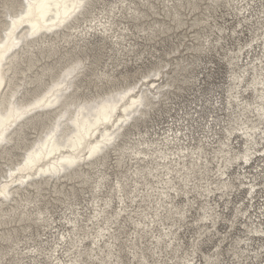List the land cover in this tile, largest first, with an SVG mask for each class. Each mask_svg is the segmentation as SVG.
Wrapping results in <instances>:
<instances>
[{"label":"bare ground","instance_id":"1","mask_svg":"<svg viewBox=\"0 0 264 264\" xmlns=\"http://www.w3.org/2000/svg\"><path fill=\"white\" fill-rule=\"evenodd\" d=\"M98 1L9 0L11 7L0 9V264H23L26 256L37 264L36 257L44 252L35 246L21 249L16 226L3 228L28 222V229L36 221L58 232L47 255L49 264H91L81 258L84 253L101 264H122V214L129 219V264H185L188 258L191 264L212 259L239 264L237 248L244 264H264V195L254 183L264 165V132L258 131L264 111L262 0H248L256 5L251 15L235 7L240 0H157L161 7L153 0H117L110 9L93 13ZM149 11L159 19L151 18L145 26ZM126 15L133 23L120 28L119 19L126 20ZM229 20L237 25L229 26ZM203 26L215 27L219 34H201ZM184 28L192 29L194 41L185 49L209 52L218 44L226 51V106L219 98L212 102L225 116L212 115L199 130L178 119L159 131H138L135 136L132 130L158 102L169 98L168 90L185 82L179 72L189 63L159 57L116 87L118 75L121 80L128 76L116 74L127 62L122 56L138 46L135 38H141L140 33L152 39ZM230 32L248 36L239 38L236 48H225ZM96 35L101 37L99 48L109 40L119 54L99 69L100 55L90 58L86 53L87 40ZM83 77L96 81L93 94H84L89 87ZM104 82L112 88L100 92ZM27 129L36 135L28 138ZM111 153L118 168L112 192L99 196L107 176L101 170L93 181V211L67 208L63 220L68 226L60 231L40 206L41 191L62 193V184L72 180L86 184L90 170L109 168ZM245 154L247 164L236 159ZM115 199L118 209L112 210ZM220 225H226L224 230ZM234 229L237 234L232 236ZM216 236V244L203 250L202 245ZM89 238L91 247L84 244Z\"/></svg>","mask_w":264,"mask_h":264},{"label":"rangeland","instance_id":"2","mask_svg":"<svg viewBox=\"0 0 264 264\" xmlns=\"http://www.w3.org/2000/svg\"><path fill=\"white\" fill-rule=\"evenodd\" d=\"M117 0H100L97 3H95L94 9H96L93 13H97L100 9L105 8L106 10L110 9L111 5H113ZM139 1V0H136ZM154 4L159 7H161L160 3L157 2V0H153ZM158 3V4H157ZM124 13L127 11L124 10ZM151 11H149L150 13ZM127 17V23L125 19L120 18L119 20L122 22L119 27L121 28L123 25L126 24H132L133 22L130 20L128 15ZM190 15L188 16V18ZM151 18H158L157 15H153L150 13V16L143 22V25L146 26L147 23L151 24L152 20ZM217 23H221L220 19ZM142 21V20H141ZM231 21V22H230ZM234 20H229L228 25H237ZM127 25V26H128ZM196 28V27H195ZM132 30L138 34L137 29L135 30L132 28ZM190 28H184L182 29H175L166 31L165 33L159 34L155 36L152 39H144V34L140 33L139 35H142L141 38H135V41L138 43V46H135L134 51L129 55L126 54V56H122L121 61L124 62L126 60L127 62L120 66V68H117V72H123L127 73V79L121 80L122 77L120 75L117 76V80L115 82V86H121L124 85L129 80L134 79L133 76L135 75L134 72L136 69L144 70L146 67H149L151 63H154L156 59L159 57L166 58L170 62H175V60H172V58L178 57V58H184L186 59L185 62H182L183 64H186L187 62L189 65H187L186 69L183 71H180L179 78L186 79L185 82H177V87H172L170 90H168L167 96L168 99L161 100L156 104V106L153 107L148 117L144 119L143 122H140L138 124V127H135L132 131L135 133V136H137L138 131H145L148 130V132L151 134L154 131H159L162 127H165L168 123L175 122L176 120L180 119L179 122H182L181 119L186 120V122L193 123L194 128L199 130L200 127L203 125V123L206 120L211 119L212 115H216L218 117H224V110H218L213 105L212 102L215 98H219V100L222 102L223 105L226 106V95H227V86L229 84V66L226 63V58H224V53H226L225 49L221 48L217 44L214 48H211L209 52H199L195 53L192 50L185 49L184 46H189L192 42L190 40L191 38V31ZM148 30L145 32L147 33ZM199 32L201 34L211 33V37H216L219 33L218 30L214 27L211 30H209L208 26H203L199 29ZM183 34L187 35L186 37H183ZM226 35V33H225ZM248 36V35H247ZM247 36H237L233 35L231 32L229 35L226 36V41L224 42L225 48H236L238 39L240 38L242 41ZM101 37L96 35L95 37L90 38L88 42V49L86 51L87 55L92 58L93 56L100 55V60L98 61V69L104 66V64H109L110 62H113V57L118 58L119 54H116L114 51L116 47L109 41L106 40L103 47L99 48V43H101ZM202 40V39H201ZM240 40V41H241ZM180 42H182V46H180ZM87 44V42H84ZM107 43V44H106ZM106 45V46H105ZM71 45L66 46V49ZM175 46H178V52H175L174 54H171L170 56H164V54L170 50H172ZM125 52V51H124ZM142 54V56H140ZM111 55V56H110ZM128 55V56H127ZM229 55V54H227ZM110 56V58H108ZM130 56V57H129ZM225 59V60H224ZM51 59H45L44 61L50 62ZM111 60V61H110ZM116 61V60H115ZM114 61V62H115ZM100 62V63H99ZM105 62V63H104ZM116 64V63H115ZM173 76H178V74H175L174 72L171 73ZM136 76H139L136 74ZM84 86H87L89 88H86L83 92L86 95L93 94L96 90L93 87V81L94 78L90 77H83L82 78ZM92 79V80H90ZM92 81V82H91ZM96 82V81H95ZM98 84V82H97ZM103 84V86L100 88V92L106 91L109 88H112L111 85L104 83H100L99 85ZM94 88V90H92ZM88 89H90L92 92H88ZM220 103V102H219ZM218 103V104H219ZM222 106V105H220ZM196 110V112H195ZM210 115V116H209ZM193 120H196L195 123ZM27 137L32 138V134L34 132H30V129L26 130ZM36 134H34L35 136ZM197 135V134H196ZM195 135V136H196ZM153 137V135H152ZM122 143V142H121ZM18 152V151H16ZM114 153H111V159L107 158V164L109 165V168L102 167L99 169V171L96 170H90L92 172L91 180L87 182L86 184H81L77 180L67 181L62 184V193H54L51 192L52 190L46 189L41 191V196H39L40 200V206L45 207L49 211V215L51 219H55L60 231L64 229V227H67L68 225H64L63 217L69 213V210L67 208H76V207H86V209H83V212L85 211L87 214L88 212L93 211L91 199L92 194L94 193V185L93 182L96 180L97 175H99L101 170H105L107 173L106 179L104 180V187L99 193L100 197H103L106 193L109 191L112 192L111 187H114L115 184V171L118 169L114 167ZM1 164V162H0ZM106 164V166H107ZM124 169V167H123ZM122 169V170H123ZM247 170L252 169V167H247ZM255 171V169H254ZM253 171V172H254ZM258 180H260V177H258ZM257 180V181H258ZM235 184L238 185V180H234ZM237 181V182H236ZM259 187V186H258ZM244 189H241V196L243 194ZM262 194V193H260ZM65 195V196H64ZM264 195V194H262ZM55 196V197H54ZM69 196V197H68ZM238 195L234 196V201L238 199ZM116 204L113 203L112 210H117V199H115ZM127 214H122L119 218V221L122 222V229L120 239H121V246L123 247L121 249V257H122V264H129V248L125 246L126 243H129L127 239H129V219L125 218ZM122 219H125V221H122ZM28 222H22L21 225L12 223L8 226H3V228H10L12 225L16 226L18 239H21V242L19 244V247L23 249L24 247L29 246H35L40 251H43L44 253L40 256L36 257L37 264H49L50 261L47 258V255L49 253V250L54 245V242L56 240V237L59 238L58 232L52 233L54 230L51 229V226L46 228L43 226L44 223L42 222H32L30 223V228L28 227L24 229V226L27 225ZM25 224V225H24ZM81 225L85 224V222L81 221ZM221 225L219 228L221 230H224V226ZM2 228V227H0ZM59 231V232H60ZM232 236L237 234V230L234 229L231 231ZM91 239H85L84 244L88 246H92ZM123 239V240H122ZM126 239V240H125ZM217 242V236L214 237L211 241L205 243L202 245L203 250H207L209 248H212V244H216ZM27 249H25L26 251ZM126 250V251H125ZM29 255V253L27 254ZM82 259L86 261H91V264H101L93 258H89L84 253L81 256ZM4 262V261H3ZM23 264H35V262H32L28 256H26L23 259Z\"/></svg>","mask_w":264,"mask_h":264},{"label":"snow or ice","instance_id":"3","mask_svg":"<svg viewBox=\"0 0 264 264\" xmlns=\"http://www.w3.org/2000/svg\"><path fill=\"white\" fill-rule=\"evenodd\" d=\"M248 3V0H240V2L238 4L235 5V7L240 10L241 12H247L249 15H251V10L256 7L255 4H251L248 3V7L245 8V4ZM11 7L9 0H0V9H9ZM260 7L262 9H264V0H262ZM260 17H261V23L264 24V11L260 12ZM264 59V58H262ZM76 67H80V65H77ZM261 79L264 80V72L261 73ZM260 129L258 131L260 132H264V111H262L261 113V120H260ZM236 127H239L240 125L237 123L235 125ZM262 139H264V137H261ZM237 160H242L245 164L248 163V159H249V154H245L243 156H237L236 157ZM261 160H264V154H261L260 156ZM261 175H260V180L258 181H254V183H257L259 185V190L262 194H264V165H261ZM176 189H171V191H175ZM253 192L255 191V189L252 190ZM2 194V193H0ZM252 193L250 192L249 195H251ZM262 211H264V209H262ZM176 216L179 217L180 216V212L179 210H176ZM237 251V255L240 257L239 260V264H244V260H243V256L240 253L239 248L236 249ZM261 256H264V251H262L260 253ZM185 264H191V259L188 258L185 261ZM208 264H221L220 261L216 260V259H212L208 262ZM232 264H237V260H233Z\"/></svg>","mask_w":264,"mask_h":264}]
</instances>
